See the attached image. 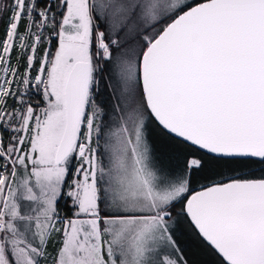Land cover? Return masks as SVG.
I'll return each mask as SVG.
<instances>
[{
  "label": "snow or ice",
  "instance_id": "obj_1",
  "mask_svg": "<svg viewBox=\"0 0 264 264\" xmlns=\"http://www.w3.org/2000/svg\"><path fill=\"white\" fill-rule=\"evenodd\" d=\"M0 30V264H264V0H0Z\"/></svg>",
  "mask_w": 264,
  "mask_h": 264
},
{
  "label": "trees",
  "instance_id": "obj_2",
  "mask_svg": "<svg viewBox=\"0 0 264 264\" xmlns=\"http://www.w3.org/2000/svg\"><path fill=\"white\" fill-rule=\"evenodd\" d=\"M0 35H2V30H0ZM61 209L62 211L65 210L63 205H61ZM195 259L197 264H219L218 257L204 249L197 250Z\"/></svg>",
  "mask_w": 264,
  "mask_h": 264
}]
</instances>
